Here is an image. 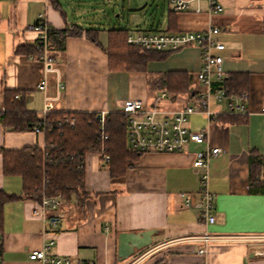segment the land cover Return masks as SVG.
<instances>
[{
	"label": "crops",
	"instance_id": "0c3cea01",
	"mask_svg": "<svg viewBox=\"0 0 264 264\" xmlns=\"http://www.w3.org/2000/svg\"><path fill=\"white\" fill-rule=\"evenodd\" d=\"M89 1L64 0L71 5L69 11L63 0H0V107L2 92L9 89L16 91L25 107L39 117L44 110L46 114H105L119 111L125 99L148 102L151 75L173 70L187 72L193 91L198 87L195 73L201 66V56L196 45L172 51L163 60H151L144 70L110 68L105 48L108 30L114 27L95 26L104 25L108 19L101 20L105 18L100 3L103 0ZM218 2L221 11L211 10L205 0H190L189 9L175 11L166 0V12L156 29L176 32L216 25L221 29L216 37L225 44L220 52L224 71L227 76L244 73L242 87L249 93V114H227L226 101L212 99L211 117L196 113L187 123L191 129L205 130L207 143L221 149L209 161L214 222L207 223L194 207L183 206L178 197L180 192H189L194 200L199 199L198 173L192 166L199 146L190 144L183 152H142L119 175L110 174L99 152H88L83 188L86 196L80 201L75 197L64 200L59 209L47 210V217L54 218L55 225L42 215L39 201L18 199L4 205L0 264H41L30 259L29 253L49 240L54 242L48 254L97 264H264V241L212 242L205 253L199 254L198 242L182 240L206 232L264 235V193L249 191L248 164L251 150L264 154V116L260 114L264 105V0ZM95 7L99 10H95V18L85 20V11ZM40 13L56 29H96L92 35L97 42L84 33L66 37L63 47L51 51L56 62L45 73L40 61L16 51L18 45L34 42L33 26ZM124 28L129 33L155 30ZM43 77L46 87L40 89L37 85ZM160 94H153L151 102L170 109L185 104L184 97L170 100L166 93L163 98ZM45 144L43 132L16 131L0 123V148H42ZM0 188L8 193L22 189L20 176L3 174L1 151ZM148 229L155 230L151 244L118 260V233Z\"/></svg>",
	"mask_w": 264,
	"mask_h": 264
},
{
	"label": "trees",
	"instance_id": "16d2710c",
	"mask_svg": "<svg viewBox=\"0 0 264 264\" xmlns=\"http://www.w3.org/2000/svg\"><path fill=\"white\" fill-rule=\"evenodd\" d=\"M169 25L171 12H169ZM171 27V26H170ZM169 27V28H170ZM171 30V28L169 29ZM96 29L85 32L80 27L75 29L53 28L50 32V50L63 47L68 36L87 35L94 42ZM128 28L114 27L108 30V44L105 52L109 67L123 70H144L147 62L163 60L172 51L146 50L130 45L126 41ZM172 32V30H171ZM16 51L27 54L35 52L33 44H21ZM224 85L231 91L243 89L244 73L234 72L224 78ZM149 89L153 94L165 92L170 100L184 97L185 102L193 101L195 92L191 86V76L185 71H166L152 74L149 79ZM16 91L4 89L2 106L0 107V123L4 128L16 131L32 129L42 117L25 107L23 98ZM98 112H64L46 114L49 123L57 120L73 118L74 123L48 126L44 133L48 154L36 145L19 149H3L2 171L5 175H18L22 179V189L19 193H8L0 188V233L3 231V209L7 202L18 199H33L40 201L43 195H61L65 200L75 197L84 199V171L77 167L79 161H84L88 152H100L101 148L109 154L107 163L111 175L123 173L142 152L133 150L127 142V132L124 114L120 111H110L104 114L101 124ZM108 135L101 139V133ZM73 156V159H71ZM81 160V161H82ZM249 191L264 193V154L257 150L249 152ZM1 253V247H0Z\"/></svg>",
	"mask_w": 264,
	"mask_h": 264
},
{
	"label": "built area",
	"instance_id": "2783aa9c",
	"mask_svg": "<svg viewBox=\"0 0 264 264\" xmlns=\"http://www.w3.org/2000/svg\"><path fill=\"white\" fill-rule=\"evenodd\" d=\"M200 1V0H196ZM213 11H221L222 5L218 0H205ZM173 10L181 11L189 9L190 0H169ZM200 9L197 8L196 11ZM36 37L33 44L35 52L29 54L31 59L40 61L44 72L52 69L56 57L50 50V32L53 27L48 23L44 13L38 14L33 26ZM221 29L216 25H210L203 30H182L176 32L143 30L135 33H128L126 41L130 45L138 46L146 50H170L175 51L188 45L199 47L201 66L196 71L195 77L198 87L195 88L193 101L185 103L181 107L170 109L162 107L158 102L148 103L141 98L125 99L120 107L124 114L127 142L129 146L139 152H183L190 144L199 148L194 152L192 161L193 168L198 173L199 199L194 200L193 194L180 192L178 197L181 204L186 207H194L200 216L207 222L213 223L215 216L212 213L214 195L208 188L210 173L209 161L221 151L219 147H213L207 143L208 134L203 129H191L188 126V119L196 113L206 114L211 117L210 101H226V113L230 115L245 116L249 114V93L246 90L231 91L224 85V78L227 76L223 69V56L220 54L225 49V44L217 39ZM45 89L46 79L41 78L37 85ZM62 87V84L59 83ZM18 97V95H15ZM165 92H161L159 98H163ZM47 110L43 111L42 120L31 129L35 133L43 132L48 126L61 125L66 122L73 125V118L57 120L56 123L46 121ZM260 114L264 116V105L260 108ZM100 123L104 122V113H99ZM108 135L101 133V139L106 140ZM44 154H48L47 147H42ZM100 160L108 162L109 154L104 148L99 152ZM73 159V156H71ZM82 160V158H81ZM79 161L77 167L81 169L84 161ZM61 195H43L39 201L41 213L55 225L54 218L47 217V210H57L64 203ZM184 241L198 242L197 252L203 254L207 251V245L212 242L222 241H264V235H224L215 233H204L183 237ZM49 240L43 247L33 249L29 258L38 260L41 264H97L96 261H72L68 256L48 254L47 250L53 244ZM261 254L263 252H260ZM161 264H171L161 262Z\"/></svg>",
	"mask_w": 264,
	"mask_h": 264
},
{
	"label": "rangeland",
	"instance_id": "374dc122",
	"mask_svg": "<svg viewBox=\"0 0 264 264\" xmlns=\"http://www.w3.org/2000/svg\"><path fill=\"white\" fill-rule=\"evenodd\" d=\"M100 3L104 5L102 14L105 16L101 20L107 21L108 19V21L104 25L99 23L95 26L129 27L133 30L136 28L146 29L153 27L156 30L161 26L160 20L166 12V0H103ZM63 5L66 10L71 11L69 3H65L63 0ZM93 5L95 4L93 3ZM95 10L99 11L96 7L86 10L84 19L95 18ZM152 97L153 93L150 91L147 97L148 103L151 102Z\"/></svg>",
	"mask_w": 264,
	"mask_h": 264
},
{
	"label": "water",
	"instance_id": "95a60500",
	"mask_svg": "<svg viewBox=\"0 0 264 264\" xmlns=\"http://www.w3.org/2000/svg\"><path fill=\"white\" fill-rule=\"evenodd\" d=\"M154 229L143 231H121L117 236V258L122 261L130 257L137 250L146 247L152 242Z\"/></svg>",
	"mask_w": 264,
	"mask_h": 264
}]
</instances>
